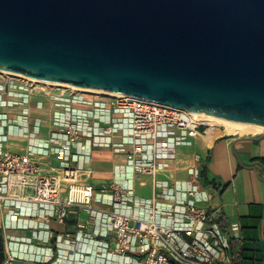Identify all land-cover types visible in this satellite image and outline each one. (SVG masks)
Returning a JSON list of instances; mask_svg holds the SVG:
<instances>
[{
	"label": "built area",
	"instance_id": "1",
	"mask_svg": "<svg viewBox=\"0 0 264 264\" xmlns=\"http://www.w3.org/2000/svg\"><path fill=\"white\" fill-rule=\"evenodd\" d=\"M211 127L210 121L188 110L155 100L76 90L0 72L3 264L18 260L9 250L8 229L19 222L26 206L34 207L26 215L36 221L31 225L36 231L42 228L38 220L49 228L53 221L65 224L79 208H93L97 189L87 164L94 147H109L124 155L137 179L152 176L155 188L165 189L151 200L152 212L147 217L110 212L116 255L136 253L142 264H243L238 241L221 227L218 211L196 203L199 192H203L199 181L193 179L187 187L170 184L175 180L170 169L178 147L191 145L192 138L206 134ZM44 128L49 132L47 138L41 137ZM16 132L35 142L12 150L9 140ZM164 173L169 174L168 179H159ZM183 188L184 194L179 195ZM110 189L114 202L134 193L118 181H113ZM156 196L176 201L178 219L173 224L158 219ZM207 197L212 198V194ZM25 264L57 263L31 260Z\"/></svg>",
	"mask_w": 264,
	"mask_h": 264
},
{
	"label": "water",
	"instance_id": "2",
	"mask_svg": "<svg viewBox=\"0 0 264 264\" xmlns=\"http://www.w3.org/2000/svg\"><path fill=\"white\" fill-rule=\"evenodd\" d=\"M0 69L264 125V0H0Z\"/></svg>",
	"mask_w": 264,
	"mask_h": 264
},
{
	"label": "crops",
	"instance_id": "3",
	"mask_svg": "<svg viewBox=\"0 0 264 264\" xmlns=\"http://www.w3.org/2000/svg\"><path fill=\"white\" fill-rule=\"evenodd\" d=\"M48 136L44 128L41 137ZM11 137L21 140H9L14 151L35 142L25 135ZM177 151L170 169L175 180H170V184L187 187L191 180L197 179L203 192H199L196 203L217 210L224 217L227 233L238 241L243 264H264V138L250 140L204 134L192 138L191 145L179 146ZM53 163L57 164L55 160ZM87 165L93 170L91 180L97 189L93 208H79L65 224L53 221L49 228L38 220L42 228L36 231L31 228L36 221L26 215L34 207L26 206L19 222L8 229L9 250L18 257L15 264L31 260H51L57 264H142V258L136 253L122 257L113 252L116 237L110 212L147 217L152 212L151 200L165 189L155 188L152 176L137 179L126 157L109 147H94L92 160ZM160 175H166L162 179L169 177L168 173ZM113 181L132 188L134 193L124 194L121 201L114 202L110 189ZM146 186L150 187V194L144 191ZM184 189L179 190V195L184 194ZM209 194L212 198L207 197ZM175 203L156 196L154 204L160 208L157 215L161 222L173 224L178 219Z\"/></svg>",
	"mask_w": 264,
	"mask_h": 264
},
{
	"label": "bare ground",
	"instance_id": "4",
	"mask_svg": "<svg viewBox=\"0 0 264 264\" xmlns=\"http://www.w3.org/2000/svg\"><path fill=\"white\" fill-rule=\"evenodd\" d=\"M0 72L5 73V74L19 76V77H22V78H25L28 80H32L35 82H41L44 84L71 87V88H74L76 90H89V91L106 92L109 94H121V93H116V92L108 91V90H96V89L84 88V87H80V86H77L74 84L54 83L51 81H47V80H43V79H39V78L30 76V75H27L24 73H13V72L6 71L3 69H0ZM192 114L203 119V120L210 121L212 123V127L209 128L208 130H212L213 128H218V130H219L217 132L218 136L237 138V137L248 136V135H260V134L264 133V125L249 124V123H245V122L232 121V120L225 119L221 116L210 114L207 112H196V113H192ZM220 125H222L223 127L221 128Z\"/></svg>",
	"mask_w": 264,
	"mask_h": 264
},
{
	"label": "trees",
	"instance_id": "5",
	"mask_svg": "<svg viewBox=\"0 0 264 264\" xmlns=\"http://www.w3.org/2000/svg\"><path fill=\"white\" fill-rule=\"evenodd\" d=\"M243 139H246V138H243ZM202 174L205 176L206 174V167L203 169L202 171ZM220 224H221V227L224 229V230H227V225L225 223V219L223 216L220 217V220H219ZM5 243H4V237L3 235L0 233V264H3L4 262V259H5Z\"/></svg>",
	"mask_w": 264,
	"mask_h": 264
},
{
	"label": "rangeland",
	"instance_id": "6",
	"mask_svg": "<svg viewBox=\"0 0 264 264\" xmlns=\"http://www.w3.org/2000/svg\"><path fill=\"white\" fill-rule=\"evenodd\" d=\"M219 130H218V128H213L212 130H208V133L207 134H217V132H218ZM16 134L17 135H23V133H17L16 132ZM12 135L14 136V134L12 133ZM12 138V137H11ZM10 138V141H21L20 139H16L15 137H13L12 139ZM166 176V175H165ZM164 175H160L159 176V178H164L165 177ZM147 177V176H146ZM146 177H144V178H146ZM144 191L146 192V193H148V194H150V187L149 186H146L145 188H144Z\"/></svg>",
	"mask_w": 264,
	"mask_h": 264
}]
</instances>
